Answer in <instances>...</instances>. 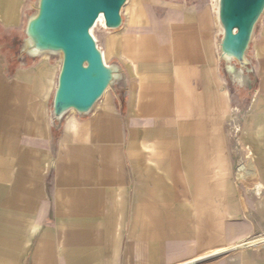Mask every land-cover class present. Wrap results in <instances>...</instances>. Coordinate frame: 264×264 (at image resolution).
<instances>
[{"label":"crops","instance_id":"obj_1","mask_svg":"<svg viewBox=\"0 0 264 264\" xmlns=\"http://www.w3.org/2000/svg\"><path fill=\"white\" fill-rule=\"evenodd\" d=\"M29 4L0 0V264H264V11L238 61L219 0H127L121 83L56 118L63 56L9 50Z\"/></svg>","mask_w":264,"mask_h":264},{"label":"water","instance_id":"obj_2","mask_svg":"<svg viewBox=\"0 0 264 264\" xmlns=\"http://www.w3.org/2000/svg\"><path fill=\"white\" fill-rule=\"evenodd\" d=\"M127 0H39L35 16L26 27L39 54L60 51L63 64L54 98V114L60 118L73 109L89 112L96 101L120 76L118 67L106 64L90 30L104 15L106 27L122 24V8ZM264 0H219V19L224 28L222 56L242 61Z\"/></svg>","mask_w":264,"mask_h":264},{"label":"rangeland","instance_id":"obj_3","mask_svg":"<svg viewBox=\"0 0 264 264\" xmlns=\"http://www.w3.org/2000/svg\"><path fill=\"white\" fill-rule=\"evenodd\" d=\"M38 4H39V0H30V4H29V6L27 8V11H26L27 15H26V18H25L24 28L18 34V37L15 38L13 42H11L12 48H9V50H11L14 54L19 55L21 62H24L26 64L28 63V60L30 58L29 55H32V53L22 51V45L24 44L25 40L27 39L26 27H27L28 19H29L30 16L34 15V13L37 12ZM109 30L110 29L107 28L104 25V23H102L101 21L95 23L94 26L91 28L90 32H91L92 36L94 37L96 43L98 44V47L102 46V41H103L106 33ZM43 53H45V55H49V56H52V57H60V58H62V56H63L62 52H60V51H47V52H43ZM36 55H38V54H36ZM108 64H112V63H108ZM119 71H120V76L116 80L114 85H119L121 83L122 72H121V70H119Z\"/></svg>","mask_w":264,"mask_h":264},{"label":"bare ground","instance_id":"obj_4","mask_svg":"<svg viewBox=\"0 0 264 264\" xmlns=\"http://www.w3.org/2000/svg\"><path fill=\"white\" fill-rule=\"evenodd\" d=\"M37 13V12H36ZM36 13H34V15L30 16L29 19H31L33 16L36 15ZM28 19V21H29ZM102 22L104 23V25L106 26L105 24V19H104V15L103 14H100L98 20L96 21L97 22ZM28 23V22H27ZM24 52H29V53H35L37 51H39V49L36 47V45L34 44V38L33 37H30V38H27L24 42ZM73 110V109H71Z\"/></svg>","mask_w":264,"mask_h":264},{"label":"built area","instance_id":"obj_5","mask_svg":"<svg viewBox=\"0 0 264 264\" xmlns=\"http://www.w3.org/2000/svg\"><path fill=\"white\" fill-rule=\"evenodd\" d=\"M33 55H36V54H33Z\"/></svg>","mask_w":264,"mask_h":264}]
</instances>
